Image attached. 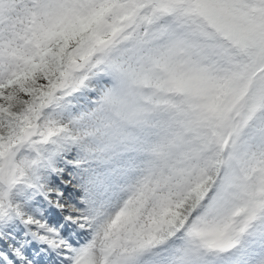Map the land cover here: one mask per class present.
<instances>
[{
    "label": "snow or ice",
    "instance_id": "1",
    "mask_svg": "<svg viewBox=\"0 0 264 264\" xmlns=\"http://www.w3.org/2000/svg\"><path fill=\"white\" fill-rule=\"evenodd\" d=\"M0 264H264V0H0Z\"/></svg>",
    "mask_w": 264,
    "mask_h": 264
}]
</instances>
